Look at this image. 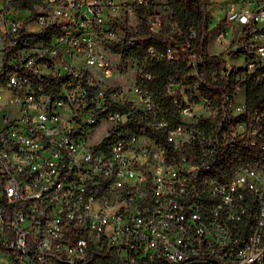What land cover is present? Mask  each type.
<instances>
[{"label": "built area", "instance_id": "2783aa9c", "mask_svg": "<svg viewBox=\"0 0 264 264\" xmlns=\"http://www.w3.org/2000/svg\"><path fill=\"white\" fill-rule=\"evenodd\" d=\"M142 6L152 32L179 28L158 0H0V257L13 264H264V109L249 110L244 82L264 80V0H228L197 45L190 27L146 49L179 62L165 102L110 48L135 41Z\"/></svg>", "mask_w": 264, "mask_h": 264}, {"label": "trees", "instance_id": "16d2710c", "mask_svg": "<svg viewBox=\"0 0 264 264\" xmlns=\"http://www.w3.org/2000/svg\"><path fill=\"white\" fill-rule=\"evenodd\" d=\"M35 0H12L13 4L20 7H32ZM209 0H165L163 8L170 11L171 19L177 21L179 28L173 29L165 26L159 32H152L147 26L145 7L142 6V20L136 28H126V38H133L132 44L127 42H113L110 48L113 52L119 54L124 59L135 58L139 66L144 71L151 72L153 78L147 82L148 87L152 90L159 101L165 102L164 84L167 75L178 69L179 62H172L166 59H146V49L153 46L157 49L165 48L168 43L176 45L184 43L188 38L190 27L197 29V35L194 38V45H197L202 35V30L207 26L210 16ZM143 13V14H142ZM209 32L204 35V45L208 44ZM50 34H34L33 41L48 40ZM241 51L238 48L234 53ZM216 55H209L206 58L207 63L215 61ZM4 65V61H3ZM244 82L246 84V102L249 110L264 109V80H258L255 75H248Z\"/></svg>", "mask_w": 264, "mask_h": 264}, {"label": "rangeland", "instance_id": "374dc122", "mask_svg": "<svg viewBox=\"0 0 264 264\" xmlns=\"http://www.w3.org/2000/svg\"><path fill=\"white\" fill-rule=\"evenodd\" d=\"M210 3V12H211V20L210 23L212 25H216L224 16H225V3L228 0H209ZM164 0H158V4H163ZM167 7L165 6V9ZM24 12V11H22ZM227 29L229 30V33L227 35V38H230V32L234 35L235 34V26L233 25H229L227 27ZM1 47H2V43L0 40V60L2 57V51H1ZM219 47V45L216 43V40L214 38V36L210 37V43H209V50L210 51H217V48ZM106 52L109 53L110 55H113V57L117 58V62H120V57H118L117 55H114L112 52L108 51V49H106ZM225 53H228V51H226ZM116 54V53H115ZM116 61V59H114ZM235 61H237L238 63H242L243 62V58L242 57H238V58H234ZM134 62L133 60H125L123 59L122 62L119 65V68L122 69V72H127L129 71L131 68L134 67ZM3 95H6V91L5 89L2 90ZM101 128L99 130H97L96 134H93L94 137H98L99 134L101 133ZM0 264H13L12 260L9 257H0ZM20 264H25V263H20Z\"/></svg>", "mask_w": 264, "mask_h": 264}]
</instances>
